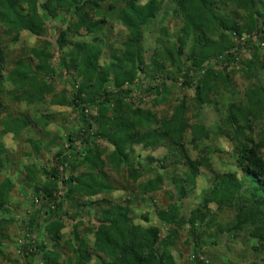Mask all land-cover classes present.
I'll return each instance as SVG.
<instances>
[{
  "label": "trees",
  "instance_id": "16d2710c",
  "mask_svg": "<svg viewBox=\"0 0 264 264\" xmlns=\"http://www.w3.org/2000/svg\"><path fill=\"white\" fill-rule=\"evenodd\" d=\"M221 1L231 2L243 10L247 14L245 22L243 24L220 22L219 14L212 13L215 0H174L178 8L174 10V14H180L181 30L175 46L170 52L164 53V58L170 67L176 65L179 73L177 75L172 71L163 73L164 64L160 60L162 57L157 53L152 59L157 73H163V77L169 81L182 82L186 89L191 88L193 76H198L200 71L204 72L202 81H198L195 87L197 107H201L204 104V98L213 91L210 86L212 81L220 79L225 84L228 83L229 75L226 74V69L237 64V56L244 51H252L251 60L240 63L244 67V75L248 78H257V75L262 72L264 76V58L259 52V45L264 42V30L262 29L264 27V3L257 5L255 0ZM37 2L38 0H0V45L16 43L23 31L39 35L44 30V22L38 15ZM97 3V0H50V5L43 6L44 17L59 23L57 30L58 51L61 52L66 47V35L71 31L74 30L78 34L80 30L84 29L87 32L95 33L106 25L104 20L91 23L89 14L93 15L98 9ZM117 6H120V9L115 13ZM158 8L156 0H148L143 5L139 4L137 0H110L108 10L111 15H108L109 19L115 17L116 21L127 31V38L122 43L123 50L119 51L120 54L114 66L108 71L103 70L97 74L98 84L101 85L97 87L92 98H83L84 92L78 91L68 101L64 92L61 97H54L50 102L54 106L72 108L76 115L78 131L76 135L68 137L67 145H61L56 136L46 142L27 140L36 159L51 153L53 155L49 160L50 168L48 170L37 168L34 164L24 167L27 186L33 183L38 175H43L48 181L45 183L43 195L37 197L39 205L33 217L28 220L29 222L27 219L20 222L22 229L28 226L32 227L33 219L42 213L60 217L64 203L66 201L73 202L76 195L88 198L111 193L110 186L104 179H101L106 177L101 169L106 165L105 153L99 151L96 142H107L113 146V152L108 160L112 165H123L128 174L127 179L132 184H137L142 170L138 164L129 159L133 152V145L142 141L145 147H153L160 145L164 140H169L170 148L173 147L171 150L169 148V153L173 155V151L178 150L177 145L181 134L187 127L184 119L185 101H178V106L174 108L169 118L163 117L159 120L151 111L141 110L137 107L138 104L136 106L132 104L135 96L132 95L130 84L132 85L136 71L140 70L144 77H147L143 71L144 64L141 57L143 29L155 17ZM67 18L70 22L63 29L62 26L66 24ZM74 19L75 22H73ZM233 32L235 36L232 39ZM215 35L221 41L219 42L222 45L220 54L234 50V52L223 56L220 64L217 62V66L222 67L219 71L209 67V62L216 60V55L210 54L213 46L217 45L215 47H218V43L215 44L211 41ZM244 36L252 37L248 41L244 39L242 41ZM97 41L100 42L99 38H95L93 44H96ZM190 42L192 45L189 48ZM252 42L257 46L251 45ZM187 47L189 48L188 52H186ZM45 48L39 52H32L33 57L38 61L35 71L30 65H26L19 59L14 60L12 65H5L4 56L0 51V116L2 111L5 112L2 104V98L5 95H9L14 104L25 102L27 105L40 104L46 96L53 95V88L48 86L42 78L51 75L52 80L56 75L48 66V61L52 56L46 52ZM72 48L66 57L61 59V71L67 75L71 70L74 72V78L82 79L85 84V81L89 82L87 77L98 71L99 49L86 43H74ZM109 72L115 75V90L107 93L102 89V85L107 80ZM180 73H183L182 77ZM258 80L260 79L257 78ZM146 89L149 93L154 92L159 96L156 87L151 86ZM245 97L249 103H252L251 106L241 108L232 104L224 119L225 125L233 129L232 136L230 134L228 137L231 136L232 142L236 143L234 159L241 173V180L230 176L215 177L212 187L204 197L202 209L192 212L186 221L180 214L181 208L177 201H181L195 188L198 167L201 166V162L188 163L186 172H183L178 178L177 176L171 178V185L178 200L175 201L174 195H170L168 207L156 213L158 221L164 227L169 228L168 236L163 241H158L159 230L154 228L144 230L134 227L129 218L130 209L116 205L100 210L101 222L95 232V243L88 250L85 242L81 241L76 233V229L81 223L76 222L75 217L68 216L71 221L73 241L69 244L72 250H75L73 252L75 263L88 264L90 258L97 254L102 258V264H172L167 247L173 244L179 229L189 226L188 235L194 245L192 264H205L197 258V239L201 235L199 232H202L200 227L204 225L205 219L210 214L207 206L214 203L218 210L231 209L235 213L234 224L230 228L220 227V230L224 229L228 235L231 234L230 236L244 235V232H247L245 239L253 245L252 255L257 257V264H264V156L262 155L264 139L256 142L251 135V124L259 118L257 114L258 109L260 110L259 107H264V87L254 85L245 92ZM85 106L95 107L98 111L96 132H93V124L87 116L82 115ZM46 119L47 117H43V119L38 117L32 120L33 126H39L40 130L44 132L42 137L48 136L45 130L48 125L44 121ZM29 122L24 116L0 120V124L4 128V135L11 134L14 137L21 136L30 127ZM56 146L61 147L55 151ZM7 155L5 147L0 142V211L4 210L7 190H12L13 186L12 180L2 173L9 165ZM166 160L167 158L163 159L164 164ZM62 165L65 167L63 170L65 179L58 174V168ZM166 166L164 165L163 169ZM2 175H4L3 179ZM161 186L162 179L160 177L149 179L143 184H137L138 191L142 196L152 195ZM62 192L63 195H61ZM73 207L75 208V206ZM256 207L258 208L257 220L244 221L243 217L246 211L254 210ZM260 209H262L261 212H259ZM213 221V219L208 220L204 230L209 229ZM4 222V220H0L1 224ZM43 222L44 225H42ZM43 222L40 225L44 228L47 236L54 241L58 239L64 229L62 221L46 219ZM38 232L37 224L31 235L38 238L40 236ZM160 247H162L161 253L159 252ZM38 248L44 250L43 245H38ZM20 258L23 264H28L24 253ZM59 259V252L51 253L46 256L45 264H60Z\"/></svg>",
  "mask_w": 264,
  "mask_h": 264
},
{
  "label": "rangeland",
  "instance_id": "374dc122",
  "mask_svg": "<svg viewBox=\"0 0 264 264\" xmlns=\"http://www.w3.org/2000/svg\"><path fill=\"white\" fill-rule=\"evenodd\" d=\"M97 1L98 9L93 15L88 13L91 23L104 20L106 25L95 33L87 32L84 29L80 30L78 34L74 30L71 31L66 35L67 45L61 52L58 51L57 45L59 23L57 24L51 19L47 20L43 14V6L50 5V0H38L36 4L38 15L44 22V30L39 35L23 31L16 43H6L4 44L5 47L0 45L5 65H12L14 60L19 59L26 65H30L34 71L38 61L33 57L32 52H39L46 47V52L52 56L48 61V66L56 73L52 80L51 75L42 77L44 82L53 88L54 96H46L40 104L27 105L25 102L14 104L11 102L9 95L2 98L5 112L2 111L0 120L24 116L27 121H30V127L21 136L14 137L11 134L4 135V128L0 124V142L7 151L9 161V165L2 173L12 180L11 183L13 184L12 190H7V201L4 210L0 211V220L5 221L2 224L0 223V264H23L20 258L23 253L28 264H45L46 256L54 252H59L60 264H76L73 258L75 250H72L69 244L73 242L69 217H75V221L81 223L77 227L76 233L79 239L85 242L86 248L90 250L95 243V232L101 222L100 210L116 205L130 209L129 218L134 227L144 230L151 228L159 230L158 241H163L168 236L169 228L164 227L158 221L156 213L168 207L170 195H174L175 201L178 200L171 185V178H174V176L178 178L183 172H186V165L190 162H201V166L198 167L195 188L181 201H177L181 208L180 214L186 221H188L192 212L202 209L204 197L212 187L215 177L230 176L241 180V173L234 159L236 143H233L230 139L233 129L225 125L224 119L227 117L228 108L232 104L241 108L251 106L252 103L247 101L245 92L254 85L264 87V76L262 72L259 73L260 75H257V78L260 80L257 81V78H248L244 75V67L240 63L248 62L252 58V51H244L243 54L237 56V64L227 67L228 83L225 84L220 79L212 81L210 86H212L213 91L204 98V104L197 107L195 87L198 81H202L203 71H200L198 76H193L191 88L188 89L183 87L182 82L169 81L163 77V73L167 71H172L176 75L179 73L176 65L169 66L164 58V53L170 52L176 44L181 30L179 21L181 18L180 14H174V10L178 9L174 0H156L159 10L143 29L141 43L143 71L147 77H144L140 70L136 71L132 85L130 84L132 95L135 96L132 104L134 106L138 104L137 107L141 110L151 111L159 120L163 117L169 118L174 108L178 106V101L183 100L186 103L184 119L187 127L183 130L177 145L178 150L173 151V155L169 153V140H164L160 145L153 147H145L144 142L140 141L132 146L133 152L129 159L142 169L137 184H143L149 179L160 177L162 179L161 188L152 195L142 196L138 191L137 184H132L127 179L126 168L123 165H112L108 160L113 152V146L107 142L99 141L96 142V146L99 151L105 153L106 162V165L101 168L106 177L100 178L104 179L110 186L111 193L88 198L76 195L73 202L66 201L64 203L60 217L48 216L42 213L36 219H33L32 227L28 226L22 229L20 222L23 219L28 221L33 217L39 205L37 197L43 195L45 183L48 181L43 175H38L35 177V181L27 186L25 184L26 172L24 167L34 164L37 168L48 170L50 168L49 160L53 155L51 153L36 159L34 151L27 140L31 139L34 142L43 140L46 142L56 136L59 138L61 145H67L68 137L76 135L78 131L76 115L72 108L54 106L50 102L53 101L54 97H61L64 92L68 101L78 91L84 92L83 98H92L97 87L101 85L98 84L97 74L103 72V70L108 71L115 65L120 54L119 51L123 50L122 43L127 38V31L116 21L115 17L112 19L108 17V15H111L108 10L110 0ZM137 1L143 5L148 0ZM215 1L212 13L219 14L220 22L224 21L225 24L227 22L232 24H235V22L243 24L245 22L247 14L236 5L227 1ZM255 1L257 5L264 3V0ZM118 9H120V6H117L115 13ZM75 21L74 19L73 22ZM69 22L67 18L66 24L62 26L63 29L67 27ZM262 29L264 30V27ZM234 36L233 32L231 38L233 39ZM251 37L244 36L242 41H248ZM95 38H99L100 42L97 41L96 44H93ZM211 41L215 44L218 43V47H215L217 46L215 45L211 50L210 54L216 55V60L209 62V67L219 71L222 67L217 66V62L220 64L221 58L234 52V50L220 54L222 45L219 44L221 42L219 37L215 35ZM74 43H86L99 49L98 71L96 74L92 73L87 77L89 82L85 81V84L82 79H75L74 72L71 70L67 75L61 71V59L65 58L66 54L73 49ZM188 45L190 48L191 42ZM251 45L257 46L253 42ZM189 48L187 47L186 52ZM259 50L260 55L264 58V42L259 45ZM155 53L162 57L160 60L164 64L163 73H157L156 67L152 64ZM41 75H43L42 72ZM180 76L182 77L183 73H180ZM114 77L115 75L109 72L107 80L102 85V89L107 93L115 90ZM151 86L157 88L159 96L154 92L149 93L147 91L146 88ZM138 101L140 102L137 103ZM259 108L260 110L258 109L257 113L259 118L251 124V135L256 142L264 139V107ZM82 115L87 116L93 124V132H96V121L99 117L97 109L85 106ZM38 117L42 119L47 117L44 120L48 124L45 129L48 134L47 137H42L44 132L40 130L39 126H33L32 120ZM230 134L231 136L228 137ZM60 147L56 146L55 151L59 150ZM262 153L264 156V149ZM164 158H167L165 164L163 162ZM161 164L163 166L167 165L166 168L163 169ZM80 172L83 171L80 170ZM4 175H2V179ZM72 206H75V208H72ZM257 207L254 210L246 211L243 217L244 221L257 220ZM207 210L210 214L205 219L204 225L200 227L202 232H199L201 235L197 239V258L205 264H257V257L252 255L253 245L245 239L247 232H244V235L230 236L231 234L228 235L224 229L220 230L226 226L230 228L234 224V211L231 209L218 210L214 203L209 204ZM261 211L262 209L259 212ZM46 219L62 221L64 224V229L55 241L47 236L44 228L40 225ZM210 219L214 220L212 226L204 230ZM37 224L40 236L35 238L31 233L36 229ZM42 225H44V222ZM188 229L189 226L179 229L173 244L167 247L172 264H192L194 260V245L189 238ZM38 245H43L44 250H39ZM161 249L162 247L159 249L160 253ZM101 259L95 254L90 258L88 264H102Z\"/></svg>",
  "mask_w": 264,
  "mask_h": 264
},
{
  "label": "built area",
  "instance_id": "2783aa9c",
  "mask_svg": "<svg viewBox=\"0 0 264 264\" xmlns=\"http://www.w3.org/2000/svg\"><path fill=\"white\" fill-rule=\"evenodd\" d=\"M64 166L62 165V166H60L59 168H58V174H59V176H61V177H63V176H65L64 174H63V170H64ZM64 179H65V177H63ZM61 195H63V193H61Z\"/></svg>",
  "mask_w": 264,
  "mask_h": 264
}]
</instances>
